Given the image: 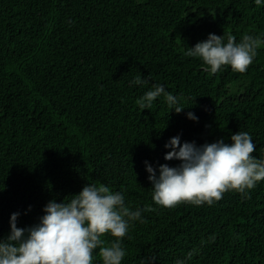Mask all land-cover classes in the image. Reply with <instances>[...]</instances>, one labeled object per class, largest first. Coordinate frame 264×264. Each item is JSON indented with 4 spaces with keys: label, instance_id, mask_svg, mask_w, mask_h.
<instances>
[{
    "label": "trees",
    "instance_id": "trees-1",
    "mask_svg": "<svg viewBox=\"0 0 264 264\" xmlns=\"http://www.w3.org/2000/svg\"><path fill=\"white\" fill-rule=\"evenodd\" d=\"M210 33L237 41L264 38V6L253 0H0V239L38 223L43 207L86 183L122 191L131 210L151 205L131 224L122 264H264V181L250 199L224 193L212 206L152 200L145 161H165L172 137L197 145L249 132L264 157V44L241 74H210L188 47ZM150 77L132 86L137 75ZM163 84L186 107L163 97L152 109L136 101ZM193 112L198 122L189 120ZM70 199V197L68 198ZM30 207V211H29ZM105 244L114 238L105 236ZM95 250L94 264H102Z\"/></svg>",
    "mask_w": 264,
    "mask_h": 264
},
{
    "label": "clouds",
    "instance_id": "clouds-1",
    "mask_svg": "<svg viewBox=\"0 0 264 264\" xmlns=\"http://www.w3.org/2000/svg\"><path fill=\"white\" fill-rule=\"evenodd\" d=\"M257 7L264 0H253ZM264 38L250 34L239 41L231 33L218 36L210 33L206 40L188 47L184 56L200 59L206 71L216 74L230 66L232 71L245 73L254 62ZM150 77L135 76L132 86H145ZM163 97L168 107L177 114L186 107L181 97L167 91L163 84L153 83L136 101L139 109H152L157 98ZM189 120L198 122L193 112ZM197 145L195 141H181V136L170 138L164 145L165 161H178L176 166H153L145 161L152 200L163 208H174L181 203L194 206H212L224 193L235 191L242 199H250V192L264 181V157L253 155L256 145L249 132L239 131L230 136ZM70 197V199H68ZM29 207V211H30ZM151 205L131 210L122 191L113 192L104 184L86 183L82 190L65 197L62 202L50 200L43 207L38 223L21 228L17 226L20 213L10 216V232L0 239V264H94V251L102 264H122L126 249L122 241L131 224L144 223L143 213L152 212ZM114 239L105 244V236ZM195 250L175 264H187Z\"/></svg>",
    "mask_w": 264,
    "mask_h": 264
}]
</instances>
